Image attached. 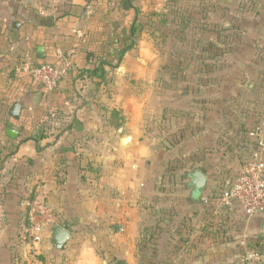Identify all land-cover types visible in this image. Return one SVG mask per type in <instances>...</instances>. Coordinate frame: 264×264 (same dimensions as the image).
Instances as JSON below:
<instances>
[{
  "label": "crops",
  "instance_id": "1",
  "mask_svg": "<svg viewBox=\"0 0 264 264\" xmlns=\"http://www.w3.org/2000/svg\"><path fill=\"white\" fill-rule=\"evenodd\" d=\"M239 1L178 4L188 10V22L197 17L188 25L211 28L182 37L189 49L174 38L179 28L169 32L178 18L160 30L149 20L162 0H133L130 7L123 0H68L60 12L43 6L10 28L0 23V99L8 87L21 93L5 111L0 103L4 146L8 122L19 132L9 137L16 149L0 159V264H235L243 237L249 246L264 234V216L223 208L214 218L204 205L240 170L252 147L245 130L264 112V88L252 96L256 84L247 80L244 98L234 77L223 93L207 75L222 67L202 64L203 42H216L223 29L232 32L242 23ZM261 5L256 10L264 13ZM134 22L140 28L135 44L115 65L111 58L126 40L118 32L129 38ZM214 45L209 53L220 55L222 44ZM39 46L44 58L37 56ZM64 55L72 56V71L102 60L112 66L102 77L71 73L49 93L33 84V61ZM15 101L22 104L19 120L8 115ZM195 170L206 177L203 193L194 190ZM28 202L54 216L40 242L28 237ZM56 224L71 233L62 250L51 241Z\"/></svg>",
  "mask_w": 264,
  "mask_h": 264
},
{
  "label": "rangeland",
  "instance_id": "2",
  "mask_svg": "<svg viewBox=\"0 0 264 264\" xmlns=\"http://www.w3.org/2000/svg\"><path fill=\"white\" fill-rule=\"evenodd\" d=\"M67 1L68 0H0V23H3L10 28L12 27L13 22L27 21L26 15L28 11L34 10V8L37 9L39 7L42 8L43 6H45L46 9L52 7L54 8L55 11L54 13H57L60 12L62 4H66ZM186 1H190V0H180L177 1V3L176 1L162 0V4H163L162 7H158V9L154 10V12H156L157 14L167 13L171 19L174 17L180 20L179 24L172 23L168 25V28H170L169 32L176 33L175 31H177L179 28V35H177V37L174 38L175 40H177V38L178 40H182L179 44L181 45L183 43L184 46H186V49H189L190 46L184 43L183 41L184 39H182V37L187 39L198 31V27L203 30H208L209 26L205 27L203 25L204 23L201 26L199 24L188 25V23L190 24V22L192 23L197 22L196 21L197 17L196 18L194 17V19L193 17H191V21L189 22L186 20L188 16H186L187 13L183 11L188 12V10L178 5V4L186 3ZM263 2L264 0H240L238 4L239 6H243L244 10L243 11L238 10L237 12L239 17L236 18L238 19V21L239 20L242 21V23L238 25V28L234 29L232 32L227 30V28L223 29L224 34L222 38L220 39L218 38L216 42L215 41L203 42L204 47L206 46L205 48L206 52L204 53L206 57L204 58L205 60H202L203 62L202 64H207L211 66L218 65L222 67L216 71L217 73L214 74L210 72V74L207 75L209 76L211 75L210 77H212L213 80H216L217 82L220 83V85L223 87L222 89L223 93H225V91L227 90V88H225V84L230 83V81L234 77H237L236 79H239L238 85L240 86L239 87V90L241 92L240 95H242L244 98L247 96V90H248L247 85L244 86L247 80L250 82H254L256 84V89L253 90L254 95L252 96H259L262 92V89L264 88V24L260 23V21L264 19V13H262L261 10H256L258 4L259 5L262 4L261 9L262 10L264 9ZM134 3L139 4L140 0H135ZM254 3L257 4L255 8H254ZM178 6H179V10L177 8ZM54 13L53 14L50 13L48 15L54 16ZM150 14H148L147 16H150ZM251 18H255V20ZM253 20L255 22H253ZM252 25L254 26L252 27ZM209 31L210 30H208V32ZM248 31L249 33L252 34L251 36L247 35ZM173 40L174 39H171V41L169 42L170 45L168 46H171ZM218 42L222 44V48H221L222 53L217 56L213 55L212 53H209L210 52L209 49L213 50L215 47L214 44ZM172 47L174 48L173 43H172ZM249 52H251L250 53L251 55L249 54L250 56L247 57V53ZM208 56L210 57L208 58ZM194 63L196 65L200 64L198 60ZM230 75H232V77H230ZM260 83H262L263 86L259 88ZM242 106L244 105H239L238 111L242 112L241 110ZM263 114L264 112L261 113L255 121H257ZM15 126L19 127L20 125L19 123L16 122ZM5 140H6L4 141L5 144H8L7 139ZM29 225L31 226V223ZM29 240H31V238H29ZM263 253H264V249H263ZM33 254L35 256H38V258H40V253L38 252L37 249L33 251ZM262 261L264 260H261L260 263Z\"/></svg>",
  "mask_w": 264,
  "mask_h": 264
},
{
  "label": "built area",
  "instance_id": "3",
  "mask_svg": "<svg viewBox=\"0 0 264 264\" xmlns=\"http://www.w3.org/2000/svg\"><path fill=\"white\" fill-rule=\"evenodd\" d=\"M69 69V62L61 67L44 63L33 67L31 74L46 90H53ZM246 135L252 147L250 153L245 155L240 170L222 180L216 196L204 200L207 213L214 218L223 208H241L247 218L264 216V114L248 128ZM27 205L30 207L31 223L27 230L28 236L33 242H40L44 224L51 222L54 216L39 202H28ZM247 238L243 237L242 251L236 264H258L263 260V255L248 246Z\"/></svg>",
  "mask_w": 264,
  "mask_h": 264
},
{
  "label": "trees",
  "instance_id": "4",
  "mask_svg": "<svg viewBox=\"0 0 264 264\" xmlns=\"http://www.w3.org/2000/svg\"><path fill=\"white\" fill-rule=\"evenodd\" d=\"M133 0H123V4L126 6V7H130L131 6V3H132ZM174 1V0H173ZM68 16H74L76 17L77 15L75 13H71L69 12ZM149 20L155 25V28L160 30V29H163L165 24L169 22L170 20V17L168 16V14H157L156 12H153L152 14H150L149 16ZM151 29V28H150ZM140 28H137L135 26V22L130 26V35H129V38L126 36H124L125 34H123V32H118L120 38H121V41L123 38H125V42L124 43H121V47L120 49L118 50L117 54H115L114 56H112L111 60H116V64L117 65L123 58L124 54L130 50L134 44H135V41L132 40V36L135 35V33L137 31H139ZM151 32V31H150ZM129 41V42H127ZM63 54H66L65 52ZM58 57H56V60H57ZM111 60H102V61H99L93 68H86V67H83V68H79V69H76L75 71L73 70H69L66 75L60 80V82L66 77L68 76L69 74L71 73H74V77L77 78V77H83L84 75H88V76H99V77H102L104 76L105 74V66L106 65H109V66H112V63H111ZM66 62H69L70 63V66L73 65V62H72V56H66L64 55V58L60 57L57 62H48L49 64L51 65H54L56 67H61L64 63ZM45 62L44 61H33L32 64L30 65V74H31V69L37 65H41V64H44ZM71 71V72H70ZM30 80L33 82V84L39 86L40 88H43L45 91H47L48 93L49 92H53L57 89V87L53 90H46L44 88V86L40 83L39 80H37L36 78H34L31 74L30 76ZM59 82V83H60ZM20 88H15V89H12L10 87L7 88L6 90V98H1L0 99V103H6L10 100H13V99H19L21 97V93H19ZM2 95V94H1ZM6 104H2V107L4 108V111L6 110ZM19 120V119H18ZM17 123H19V121H16ZM257 121H255L253 124H256ZM248 128L245 130V132H247ZM28 136V135H27ZM21 137V136H20ZM29 137H24L23 136L20 138V141H23L24 139H28ZM5 139V138H4ZM7 139V142L8 144H4L2 143V140H0V159L2 158H5L7 156H9L13 149L15 148L16 149V146L13 144V142L11 141V139L8 137L6 138ZM3 141H6V140H3ZM263 239V240H261ZM147 242V241H146ZM249 247L254 249L255 251L259 252V254L263 255L264 257V253H263V249H264V235H258L256 238H254L250 243H249ZM236 264V263H235Z\"/></svg>",
  "mask_w": 264,
  "mask_h": 264
},
{
  "label": "water",
  "instance_id": "5",
  "mask_svg": "<svg viewBox=\"0 0 264 264\" xmlns=\"http://www.w3.org/2000/svg\"><path fill=\"white\" fill-rule=\"evenodd\" d=\"M19 24H15L14 26H18ZM43 52V47H38V58H44V54H39ZM249 83V82H248ZM22 110V104L19 101L13 102V104L8 109V115L12 117L13 119H20V114ZM123 128L120 130V133H122ZM5 133L12 139H17L19 132L13 128V122H8L7 127L5 129ZM130 140V137H123L124 143L128 142ZM194 180H193V186L194 190L198 193H203L206 183V177L205 175L195 170L193 173ZM262 228L264 229V221L262 224ZM71 233L69 231V228L66 224H56L52 228V235H51V241L53 246L58 249L62 250L66 243L70 240Z\"/></svg>",
  "mask_w": 264,
  "mask_h": 264
}]
</instances>
